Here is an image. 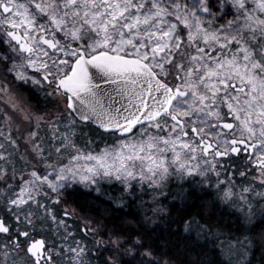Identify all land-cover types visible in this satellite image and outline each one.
Returning a JSON list of instances; mask_svg holds the SVG:
<instances>
[{
    "label": "snow or ice",
    "instance_id": "snow-or-ice-1",
    "mask_svg": "<svg viewBox=\"0 0 264 264\" xmlns=\"http://www.w3.org/2000/svg\"><path fill=\"white\" fill-rule=\"evenodd\" d=\"M0 105V264H91L80 234L112 252L106 264H173L95 217L77 230L66 193L107 184L119 193L110 199H140L158 215L168 213L163 189L184 181L214 188L255 227L264 0H0ZM86 126L114 142L83 139ZM181 219L197 240L224 235L197 216ZM250 246L249 236L226 237L219 264H248Z\"/></svg>",
    "mask_w": 264,
    "mask_h": 264
},
{
    "label": "trees",
    "instance_id": "trees-1",
    "mask_svg": "<svg viewBox=\"0 0 264 264\" xmlns=\"http://www.w3.org/2000/svg\"><path fill=\"white\" fill-rule=\"evenodd\" d=\"M16 87L29 98L31 104L40 108L44 106L43 96L36 95L21 84H17ZM81 130L84 133L89 131V135L94 139L99 135L100 140H105L109 144L114 142L97 127L86 126ZM100 188L101 192H95L79 186L66 195L69 196V202L78 210L81 217L87 219L95 217L98 222L106 225L109 231L118 226L123 229L122 234L125 236L133 238L139 236L146 242L145 247H151L157 255L172 260L173 264H180L181 261L183 264H193L194 261L204 257L213 261V264H219V261L225 258L215 249L219 248L226 237L235 238L241 234L251 239V246L247 249L246 257L248 264H264V215L254 219L255 227H253L244 220L236 208L225 202H218L216 192L210 187L201 188L184 181L172 180L167 188L163 189L169 193L168 197L161 196L158 201L168 210V213L159 214L156 218H148V215L144 213L146 204L140 207V199L129 200L125 196L123 202H116L110 199L119 195L114 187L101 184ZM189 216L199 217L209 228L224 235H221L219 240H215L214 236L197 240L193 236L186 235L183 232L181 218L186 219ZM72 223L77 225V230L81 227L78 220L72 219ZM100 235L107 239L105 233ZM76 239H84L85 243L93 247V254L87 257L91 264H106V258L112 255V252L105 247L93 244L87 234L77 235ZM214 240L215 243H213ZM185 253H191V255L186 256ZM235 259L234 255L233 262ZM130 261V256H122L120 264H129ZM138 261L139 257L132 264H138Z\"/></svg>",
    "mask_w": 264,
    "mask_h": 264
},
{
    "label": "rangeland",
    "instance_id": "rangeland-1",
    "mask_svg": "<svg viewBox=\"0 0 264 264\" xmlns=\"http://www.w3.org/2000/svg\"><path fill=\"white\" fill-rule=\"evenodd\" d=\"M0 106H2V105H0ZM85 136L83 137V139H85V140H87L89 137H92V136H90L89 135V131H86L85 132ZM93 138V137H92ZM94 139V138H93ZM95 140V139H94ZM79 142V141H78ZM97 143H99V141H96ZM102 145V144H101ZM100 145V146H101ZM101 147H103V145L101 146ZM168 186V185H167ZM167 187H165V189H166ZM211 188V187H210ZM214 191H215V189L214 188H212ZM163 192L164 193H166L165 192V190H163ZM216 192V191H215ZM151 198H152V193L151 192H149V194L148 195H146V196H143L142 197V199L143 200H145L146 202H148V201H151ZM146 204V206H145V208H154L156 205H154V204H151V203H145ZM255 204L257 205V206H254V212H255V217H254V219L256 218V217H258V216H260V215H264V203H262V202H259V201H256L255 202ZM233 207V206H232ZM235 208V207H234ZM144 213H146L147 215H148V218H156V216L157 215H154L151 211H144ZM160 214H162V213H160ZM159 215V214H158ZM74 220H80V221H84V220H88L87 218H84V217H81V216H79L77 219H74ZM156 220V219H155ZM155 220H153V222H155ZM70 224H73L72 223V220H69L68 221ZM81 226H82V224H81ZM88 237H89V235H88ZM105 239V238H104ZM99 246H102V247H105L104 246V244H103V242L101 241V243L99 244ZM233 258H234V255H233Z\"/></svg>",
    "mask_w": 264,
    "mask_h": 264
}]
</instances>
